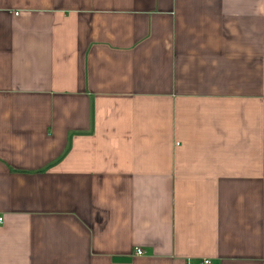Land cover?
<instances>
[{
    "label": "crops",
    "instance_id": "obj_1",
    "mask_svg": "<svg viewBox=\"0 0 264 264\" xmlns=\"http://www.w3.org/2000/svg\"><path fill=\"white\" fill-rule=\"evenodd\" d=\"M0 219V264H264V0H0Z\"/></svg>",
    "mask_w": 264,
    "mask_h": 264
},
{
    "label": "built area",
    "instance_id": "obj_2",
    "mask_svg": "<svg viewBox=\"0 0 264 264\" xmlns=\"http://www.w3.org/2000/svg\"><path fill=\"white\" fill-rule=\"evenodd\" d=\"M0 222H2V219H0ZM135 255H136V256H143V255H144V252H143V250H141V249H136V250H135ZM199 264H213V263H212V261L209 260V259H204V260H202Z\"/></svg>",
    "mask_w": 264,
    "mask_h": 264
}]
</instances>
